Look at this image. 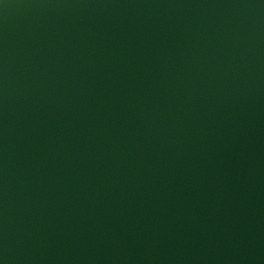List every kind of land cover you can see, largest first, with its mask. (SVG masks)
Wrapping results in <instances>:
<instances>
[{
    "label": "water",
    "instance_id": "95a60500",
    "mask_svg": "<svg viewBox=\"0 0 264 264\" xmlns=\"http://www.w3.org/2000/svg\"><path fill=\"white\" fill-rule=\"evenodd\" d=\"M0 264H264V0H0Z\"/></svg>",
    "mask_w": 264,
    "mask_h": 264
}]
</instances>
